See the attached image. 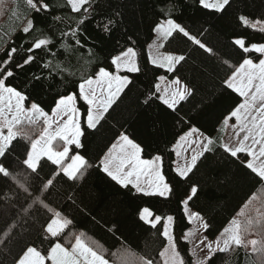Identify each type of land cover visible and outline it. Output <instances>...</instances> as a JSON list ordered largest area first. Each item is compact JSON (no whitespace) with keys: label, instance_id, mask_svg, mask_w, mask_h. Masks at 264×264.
<instances>
[{"label":"trees","instance_id":"trees-1","mask_svg":"<svg viewBox=\"0 0 264 264\" xmlns=\"http://www.w3.org/2000/svg\"><path fill=\"white\" fill-rule=\"evenodd\" d=\"M35 2L38 6L48 4L51 11H31L26 0H0V62L8 59V53L14 47L17 52L12 58L21 61L28 55L25 49L41 38L53 41L51 52L56 55L44 49L37 50L33 53L36 60L24 70L15 69L14 77L9 78L7 84L26 93L27 103L35 102L49 113L61 96H78L79 83L94 76L98 68L114 71L110 65L111 58L127 47H133L142 70L136 74H122L133 76L134 86H129L131 91L125 89V94L113 105L115 111L110 110L104 127L98 132L86 131L82 138L84 147L79 150L73 148L70 155L79 152L96 165L117 138V133L126 132L142 146V158L151 159L156 155L163 157L162 171L172 188L165 197H142L135 194L134 190L120 188L97 167H91L76 188L69 189L61 182L52 192L51 206L73 221L60 237V242L70 246L68 241L73 243V237L83 233L84 242L103 255L109 264H144L145 259H151L153 264H162L160 252L166 245L162 236L163 224L167 216L171 215L174 218L172 235L177 250L185 264H192L190 245L184 239L185 231L191 224L183 206L190 195V186L198 187V198L193 197L187 206L200 213L208 224V228L204 229L208 239L219 235L245 208L249 210L253 222L245 236L264 241V182L256 183L240 159L231 158L220 148H217V154L211 161L203 166L198 165L199 171L193 169V173H189L190 180H184L175 171L173 149L190 128H196L221 145V125L242 100L238 94L225 90L221 81L226 73L234 70L229 65L238 67L242 57L258 61L257 53H242L233 46L232 41L243 38L248 45L264 43V31L259 30L264 25L257 28L251 26L252 21L264 17V0H231V7L222 13L202 9L198 0H91L89 5H85L89 8L88 13H84L83 9L80 13H72L67 0ZM169 10L171 18L193 33L201 27L207 28L208 32L199 38L217 49L222 60L228 61V64L213 61L215 68L208 72L202 64L200 53L193 51L185 38L164 41L165 52H183L191 56L180 70V75L185 81L196 84L200 90L195 99L190 98L182 103L177 113L168 110L159 99H154L148 105L143 104L150 91L159 96L154 88L159 83L158 75H165L169 80L176 75L155 69L147 51L155 35L153 28L169 18ZM241 16L249 19L247 26L242 23ZM110 17L118 23L111 32L106 33L103 27ZM28 19L34 21L35 27L25 36L22 29L27 26ZM81 19L84 21L82 24L79 23ZM77 28L80 30V39L87 47L66 52L61 45L69 44L70 37L62 40L61 33H71ZM49 61L59 64L62 73L55 79H46L42 84L33 82V75H47L42 65ZM205 96L211 99L202 102ZM77 104L83 113L87 106L80 99H77ZM83 119L81 123L85 126ZM42 127L41 121L28 127V136L35 140ZM27 144V139H19L16 153L11 157L16 167L20 166L17 156ZM244 155L241 153L240 158H244ZM48 172L49 168L46 167L44 174ZM0 193V213L17 212L18 207H14L16 201L3 198L4 195L11 196V193L2 180ZM66 193L74 198L75 203L65 199ZM258 199L262 203L260 215H257ZM144 207L149 208L154 216L162 218V223L156 229L139 222L138 214ZM7 219L5 215L0 220V228L4 227ZM44 219L46 215L43 209H33V219L23 224L9 246L11 254L0 251V264H12L13 256L24 244L37 240L40 223ZM48 246V242L43 245L37 243L42 252ZM204 264L209 262L205 261ZM210 264H264V253L233 247L226 253L217 252Z\"/></svg>","mask_w":264,"mask_h":264},{"label":"snow or ice","instance_id":"snow-or-ice-1","mask_svg":"<svg viewBox=\"0 0 264 264\" xmlns=\"http://www.w3.org/2000/svg\"><path fill=\"white\" fill-rule=\"evenodd\" d=\"M90 2L91 0H67V6L70 7L72 13H80L82 9L84 13H88L89 8L85 5H89ZM198 3L202 9L213 13H222L231 7V0H198ZM26 4L31 11H51L50 6L46 3L38 6L35 0H26ZM117 15L120 13L117 12ZM168 17L153 28V32L160 38V42L156 44L157 49L163 48V41H168L169 38L183 37L186 42H190L193 51L200 53L206 71L214 70L213 61H216L217 64L221 62L228 64V61L222 60L217 49L199 38L208 32L207 28L201 27L196 33H193L171 18V10L168 12ZM240 19L246 26L249 24V19L246 16H241ZM83 22V19L79 20V23ZM117 23V20L110 17L104 25L103 31L111 32L112 27ZM260 25H264V17L251 22L253 28ZM34 27V21L28 19L27 26L22 29L23 34L27 36ZM259 30L264 31V27ZM68 37H70V43L61 45L66 52L87 47L85 42L80 39L78 28L71 33H61L62 40ZM52 44L51 39H38L25 49L28 55L19 62L12 58L17 52L14 47L9 51L8 59L0 62L3 65L0 67V180L8 185L11 193V196L4 195L3 198L6 201L15 200L14 207H18V211L15 213L11 211L7 214L0 213V220H3L5 215L8 217L4 227L0 228V251H7L11 254L9 246L16 239L18 230L28 220L33 219V209L37 211L43 209L46 219L40 223L37 240L24 244L13 256L12 264H48V262L50 264H108L103 255L84 242L83 233L73 237L74 243L68 241L71 247H65L60 242V237L72 225L73 221L66 217L62 211L52 207L50 198L58 183L63 182L69 189L76 188L91 167H97L120 188L134 190L135 194L142 197H165L172 191L162 171L163 157L156 155L150 160L142 159V146L131 139L126 132L117 133L115 142L111 143L107 152L103 154L96 165L91 164L79 152L70 155L73 148L79 150L84 147L82 138L86 131L98 132L104 127L110 110L115 111L113 105H116L121 96L125 94V89L131 91L129 86H134V78L127 74L140 73L142 69L135 49L131 46L127 47L111 58L110 65L114 71L104 67L98 68L94 76L79 83L78 96L68 94L58 99L51 114L52 119H49L48 114L35 102L26 108L25 101L28 99L26 93L8 85L7 80L14 77L15 69L24 70L26 66L32 64L36 60L33 53L37 50L44 49L55 56L56 53L51 52ZM232 44L242 53L254 52L258 54V63L254 62L252 58L242 57V63L238 67L229 65L234 70L231 73H226L221 81L225 90H231L243 98V102L231 111L223 123L227 124L229 119L234 118L236 121L234 127L238 128L237 137H240V133H244V135L235 147L217 145L210 136H205L199 142L193 141L197 144L199 152L191 155L190 162L185 157L184 163L178 164L175 169L178 176L184 180H190L189 173H193V169L199 171L198 165L203 166L211 161L217 154V148H220L231 158L240 159V163L245 166L256 183L264 182V58H259L264 57V43L248 45L243 38H236ZM149 47L151 48L152 45ZM190 58V55L186 56L183 52L158 51L156 55L150 56V63L155 69L176 75L163 89V95L156 96L150 91L143 100V104L148 105L154 99H159L168 110L177 113L182 103L189 101L190 98L195 99L196 94L200 91L199 88L196 84L185 81L180 75V70ZM42 68L47 70V75H33V82L42 84L46 79H55L62 73L61 66L53 64L51 61L43 63ZM121 73L127 74L122 75ZM165 79V75L157 76V80L160 82ZM94 83L103 86L99 94L92 87ZM154 88L155 93L161 92L159 83H156ZM77 99L82 100L87 106L83 113L76 107ZM209 99L211 97L205 96L202 98V102ZM82 117L86 127L82 126ZM41 119L44 124L43 131L37 139L32 140L26 129L34 126ZM196 131L193 128L189 134ZM19 139H27L28 144L17 156L20 166L16 167L11 157L16 153ZM180 139L184 140L185 137ZM58 141L63 142L62 151L54 150L53 145ZM241 153L245 154L244 158H240ZM46 167L49 168V172L44 174ZM197 194L198 187L190 186V195L184 201L185 207L193 197L198 198ZM65 199L75 203L74 198L68 196L67 193ZM192 219L203 221V217L198 212L189 213V221ZM138 220L150 229H156L157 225L162 223V218L154 216L147 207L139 212ZM166 220L167 222L163 224L162 236L167 241V246L160 252V256L164 257L170 252V258L165 260V264H185L177 250L175 237L169 231V226L174 223V218L169 215ZM252 223L249 220L242 224L233 219L230 227L224 229L223 239H218L215 242V249L212 243L206 245L208 249L206 262L210 264L217 252L226 253L233 245L245 250L250 245L252 253H264V241L245 239ZM203 227L207 229L208 224L203 223ZM45 242H48L49 246L42 252L37 247V243L43 245ZM201 242L203 243V241ZM144 264H153V261L145 259Z\"/></svg>","mask_w":264,"mask_h":264},{"label":"rangeland","instance_id":"rangeland-1","mask_svg":"<svg viewBox=\"0 0 264 264\" xmlns=\"http://www.w3.org/2000/svg\"><path fill=\"white\" fill-rule=\"evenodd\" d=\"M159 42H160V38L157 37L156 34H155L153 40L149 43V45H152V47L150 48L149 45L147 46V51H148L149 58L152 55H156L158 51L159 52H165L163 50V48L157 49L156 44L159 43ZM163 43H164V41H163ZM261 58H264V57H261ZM256 63H258V61H256ZM122 75H124V74H122ZM168 82H169V79H167V78L163 82L159 81V84H160V87H161V92L159 93V95H163V89L168 84ZM92 87L95 88L96 91H97V94H99L100 89L103 86L102 85H97V84L94 83ZM241 102H243V98H242ZM31 103L32 102L27 103L25 101V107L29 108ZM55 106L53 107V109L55 108ZM76 107L78 109H80V111L82 113V109L79 108V106L77 104V100H76ZM53 109H52V111H53ZM52 111L49 112V113L46 112L48 114V116H49V119H52V116H51ZM40 121L43 123L42 119ZM235 125H236V121H235L234 118L229 119L227 124L222 123L221 130H220V133H221L220 135H221V138H222L221 145H227L229 147H235V146L238 145V142H239L240 139H242L244 133H240V137L238 138L237 135H236V133L238 131V128L234 127ZM43 128H44V124H43L41 132L38 134L36 139L42 133ZM191 129H193V128H190L186 133H184L181 136V137H185L184 140H181V139L178 140L177 143L173 146V149H175L176 155H177V153H179V155H177V158H175V161H174V168L175 169H176L178 164H183L184 163L185 157H187L189 162H190L191 155L194 154L195 152H199V148L197 147V144L193 143V141L199 142L201 139H203L206 136L205 134L201 133L196 128H194V129L197 130L196 132L189 134ZM62 144H63L62 141L55 142L54 145H53L54 150H61L62 151ZM248 159H250V158H248ZM145 160H150V159H145ZM257 205L259 206L258 211H257V215H260V210L259 209L261 207L260 205H262L261 199L257 200ZM257 205H255V206H257ZM183 206H184V211L187 214V219L189 220V213L190 212H194V211L190 210L188 208V206L185 207L184 202H183ZM241 213H243V215H241ZM233 219L238 220L242 224L247 223V221H249L251 219V216L249 214V210L244 208ZM189 222H190L191 225L185 231L184 239L187 240L189 245H190V254L192 256V264H204L205 261H206V256L208 254V249H207L206 245L208 243H212L213 244V248L215 249V246H216L215 242L218 239H221V240L223 239L222 233L224 231L221 232L219 235H217L214 239H208L206 237L205 233H204V227H203V223H205L204 219H203V221L192 219ZM230 225H231V222L228 224V226L226 228L230 227ZM169 231L172 234V225L169 226ZM245 239L247 240V239H255V238L245 236ZM201 241H203V243ZM166 246H167V241H166L165 247ZM65 247H71V244H70V246H65ZM233 247H235V246L233 245L230 249H232ZM250 249H251V246L249 245L248 250H250ZM168 258H170V252L167 253L164 257H161L162 264H165V260L168 259ZM48 264H50V262H48Z\"/></svg>","mask_w":264,"mask_h":264},{"label":"crops","instance_id":"crops-1","mask_svg":"<svg viewBox=\"0 0 264 264\" xmlns=\"http://www.w3.org/2000/svg\"><path fill=\"white\" fill-rule=\"evenodd\" d=\"M179 140H180V139H179ZM114 142H115V141H114ZM174 151H175V149H174ZM175 158H177L176 152H175ZM143 159H144V158H143ZM186 215H187V214H186ZM166 222H167V220L165 219V220H164V223H166ZM230 222H231V221H230ZM230 222H229V223H230ZM229 223H228V224H229ZM227 226H228V225H227ZM227 226H226V227H227ZM226 227H225V228H226ZM225 228H224V229H225ZM204 229H205V228H204ZM224 229L222 230V232L224 231Z\"/></svg>","mask_w":264,"mask_h":264}]
</instances>
